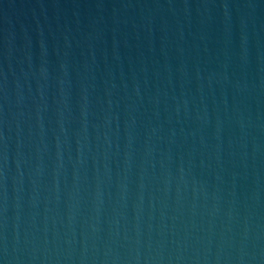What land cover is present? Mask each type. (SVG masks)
<instances>
[{
	"label": "water",
	"instance_id": "water-1",
	"mask_svg": "<svg viewBox=\"0 0 264 264\" xmlns=\"http://www.w3.org/2000/svg\"><path fill=\"white\" fill-rule=\"evenodd\" d=\"M0 264H264V0H0Z\"/></svg>",
	"mask_w": 264,
	"mask_h": 264
}]
</instances>
